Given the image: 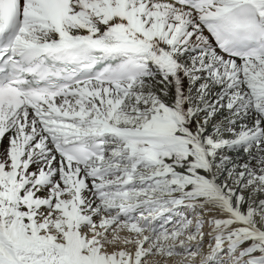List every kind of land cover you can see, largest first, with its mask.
<instances>
[{"label":"snow or ice","instance_id":"1","mask_svg":"<svg viewBox=\"0 0 264 264\" xmlns=\"http://www.w3.org/2000/svg\"><path fill=\"white\" fill-rule=\"evenodd\" d=\"M0 264H264V0H0Z\"/></svg>","mask_w":264,"mask_h":264}]
</instances>
